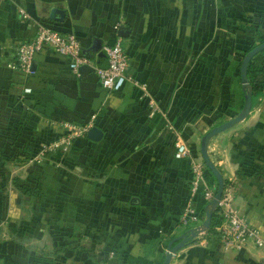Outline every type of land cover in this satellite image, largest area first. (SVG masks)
<instances>
[{
	"label": "crops",
	"instance_id": "1",
	"mask_svg": "<svg viewBox=\"0 0 264 264\" xmlns=\"http://www.w3.org/2000/svg\"><path fill=\"white\" fill-rule=\"evenodd\" d=\"M259 6L264 0H0V264H160L167 241L184 232L178 216L190 195L189 159L173 155L167 124L200 157L204 131L239 110V62ZM51 8L61 14L49 17ZM35 23L72 32L91 63L74 72L67 56L43 50L29 73L7 65ZM117 38L153 115L138 86L107 90L96 78L101 45ZM86 122L97 139L84 132L63 151L43 150L67 124ZM249 122L211 136L207 154L222 194L264 232V131L246 137ZM203 186H215L207 168L191 196L200 222ZM168 264H264V246L222 249L205 229Z\"/></svg>",
	"mask_w": 264,
	"mask_h": 264
},
{
	"label": "built area",
	"instance_id": "2",
	"mask_svg": "<svg viewBox=\"0 0 264 264\" xmlns=\"http://www.w3.org/2000/svg\"><path fill=\"white\" fill-rule=\"evenodd\" d=\"M17 12L19 18L28 23L30 16L26 10L23 7H18ZM43 50H51L67 56L69 59L68 65L74 72L80 64L91 63V59L81 52L80 43L72 32H61L47 24L35 23L30 35L25 40L16 43L14 59L8 62L7 65L29 73L34 56ZM101 51L105 55V66L93 65L99 84L107 90H117L125 81H130L140 89V97L147 96L149 107L147 114L149 116L153 115L156 105L152 98H148L144 84L125 72L128 57L120 39L117 38L110 43H103ZM90 125V122L79 126L67 124V129L62 137L55 142L43 145V150L48 152L57 149L60 151L65 150L71 144L73 138L84 133ZM167 128L173 137V155L176 158L187 157L189 159L190 195L180 211L178 220L183 228L196 227L199 226L200 220L194 206L191 204V196L197 191L202 181L205 166L201 158L196 156L183 140L178 130L171 124H167ZM213 193L214 187L203 186L202 194L207 204ZM215 208H217L220 215V222L215 225L217 242L222 249H238L247 243L254 247L264 246V232L232 203L231 196L221 192Z\"/></svg>",
	"mask_w": 264,
	"mask_h": 264
},
{
	"label": "water",
	"instance_id": "3",
	"mask_svg": "<svg viewBox=\"0 0 264 264\" xmlns=\"http://www.w3.org/2000/svg\"><path fill=\"white\" fill-rule=\"evenodd\" d=\"M55 13L60 15L61 10L58 8H51L49 17L56 18ZM263 48H264V39L252 45L250 48H248L243 53L240 59L239 80H240L242 91H243V101H242V104L239 110L233 116L207 128L200 138L199 147H198L200 158L204 166L211 172V174L215 178L214 193H213V196L208 201L207 207L204 210V217L201 220L199 226L188 228L187 230H185L184 232H181L177 236L171 237L167 241L164 251H163V258L160 264H168L170 258L174 255L175 251L178 248H180L188 240L196 237V235L200 231H204L209 226L211 211L216 207V203L218 199L220 198V195L223 189V178L220 172L218 171V169L216 168L215 164L212 162V160L209 158L207 154V143L211 136L231 126L233 123L239 121L240 119L244 118L248 114L250 107H251V90H250V85L246 78V66L251 56ZM102 57L105 58V55L103 54ZM99 66L103 67L105 66V63L99 64ZM85 133L91 139H97L99 137L100 131L98 128L91 125L86 129Z\"/></svg>",
	"mask_w": 264,
	"mask_h": 264
},
{
	"label": "rangeland",
	"instance_id": "4",
	"mask_svg": "<svg viewBox=\"0 0 264 264\" xmlns=\"http://www.w3.org/2000/svg\"><path fill=\"white\" fill-rule=\"evenodd\" d=\"M257 13H258V19H255L256 20L255 25L257 26V33L259 37H257L256 34L253 33V31L251 34H247L245 36L246 38L244 39L248 40L249 42L248 44H245L244 47L242 48L243 53L247 48L251 47L252 45L264 39V8L262 6H259ZM255 100H256L255 103L251 105L248 114L245 116L246 118L250 119V122L247 123V126L242 128L246 137L249 136V134L251 133L257 134L258 132L260 134L261 131H264V84L262 86L261 93L256 97ZM236 112L234 113L236 114ZM223 120L222 118H220L219 122Z\"/></svg>",
	"mask_w": 264,
	"mask_h": 264
},
{
	"label": "trees",
	"instance_id": "5",
	"mask_svg": "<svg viewBox=\"0 0 264 264\" xmlns=\"http://www.w3.org/2000/svg\"><path fill=\"white\" fill-rule=\"evenodd\" d=\"M255 33L256 36L259 37L257 33V29L255 30ZM246 78L250 85L251 105H253L256 101L255 100L256 97L261 93L262 86L264 84V48L253 54L251 58L248 60L246 66ZM204 169H206V167H204ZM219 219H220V215L217 212V208H214L211 211L210 223L209 226L206 228V232L214 233L216 238H217V231L215 230V225L218 223ZM188 228L189 227L184 228V231L187 230Z\"/></svg>",
	"mask_w": 264,
	"mask_h": 264
}]
</instances>
